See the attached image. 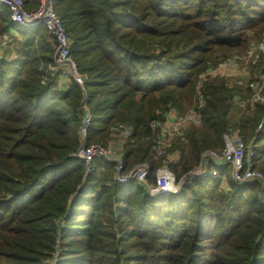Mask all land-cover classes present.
Listing matches in <instances>:
<instances>
[{"label":"trees","instance_id":"16d2710c","mask_svg":"<svg viewBox=\"0 0 264 264\" xmlns=\"http://www.w3.org/2000/svg\"><path fill=\"white\" fill-rule=\"evenodd\" d=\"M55 10L83 86L50 70L56 41L45 27L16 25L0 6V264H264L259 181L211 165L217 175L153 197L135 178L119 183L103 158L85 177L77 156L86 105L87 145L130 129L124 171L148 163L155 184L164 157L153 159L150 123L188 111L199 76L260 38L264 0H56ZM207 78L201 125L168 148L181 155L176 179L232 132L264 176V104L246 115L250 89Z\"/></svg>","mask_w":264,"mask_h":264},{"label":"built area","instance_id":"2783aa9c","mask_svg":"<svg viewBox=\"0 0 264 264\" xmlns=\"http://www.w3.org/2000/svg\"><path fill=\"white\" fill-rule=\"evenodd\" d=\"M38 1V5L32 10L26 8L24 0H0V6H4L8 9L10 21L16 25L22 27L41 25L45 27L56 41V52L54 56L55 67H51L50 70L52 72L59 70L63 78H67L69 75L73 77L79 85L83 86V79L77 71L74 60L70 57L71 41L67 37L63 24L55 10L56 0ZM262 46L263 44L251 49L256 51ZM237 66L236 60H232L226 64V69H237L229 68ZM212 70H218V66ZM211 72V69H208V71L204 73V76L209 75ZM230 75L231 74L228 73L226 76ZM198 93L200 94V92ZM257 101H260V96H258V94H256L251 100L250 105L252 106ZM204 106L203 96L200 94L197 113L192 112L185 116H173L170 113L166 119L167 122H171V125L169 126L166 125V121H163L162 123L152 121L149 125L150 128L159 130V136L157 138L158 142H156L155 146L157 149L154 151V155L160 156L164 153L163 149L165 144L169 143L171 137L181 135V133L190 125H199L200 111ZM91 119L92 116L85 105L84 118L79 131L80 147L77 152V156L84 162L85 177L91 172L92 160L95 158H103L115 164V178L119 183L124 184L130 179L135 178L148 189V192L152 196L176 192L177 185L175 182V176L174 172L171 170V165L176 164L174 157L168 158L167 162L169 164L165 161L167 164L156 171L155 184H150L147 182V177L151 173V168L147 164H137L128 172H125L123 160L124 152L122 150H117L113 146L103 147L101 145H87V129L90 125ZM261 127L262 125H260L258 129ZM116 131L121 133L120 137H122L123 141H127L132 135V131L122 125L118 126ZM252 149V146L246 145L237 133H235L220 152L217 153L213 150L204 152L200 157L201 160L198 166L186 174L187 178L185 180L190 182L195 178L206 177L209 171H211V165L217 167L230 166L234 181L239 183L259 181L261 183L260 195L264 201V176L253 169ZM213 171L216 172V170ZM214 175H217V173H214Z\"/></svg>","mask_w":264,"mask_h":264},{"label":"rangeland","instance_id":"374dc122","mask_svg":"<svg viewBox=\"0 0 264 264\" xmlns=\"http://www.w3.org/2000/svg\"><path fill=\"white\" fill-rule=\"evenodd\" d=\"M252 34H253V32H252ZM253 37H254V39L252 40L251 44L249 45V47H248V49L246 50L245 53L233 54V55L231 54L232 56L229 57L230 59H226V60L220 62V64H218V70H212V69L216 68L217 66L214 67V68H209V69H211L212 72L209 75H207V76H209V78H211L213 80L214 79H219V80L223 79L227 83L228 86H232L233 87V86L237 85V86H241V87L246 88V89H250L252 91L251 97L249 99L243 101L245 103V106L248 107L250 110H252L250 113H247L246 115L251 114L254 111L256 105L264 104V32L262 33L260 38L254 36V35H253ZM7 40H9V39H7ZM261 44H263V46L260 47L258 50L253 51L251 49L253 47L260 46ZM232 60H236V64L238 66L237 67H229V68H237V69H233V70L226 69V64L228 62L232 61ZM228 73L231 74V75L230 76H226ZM207 80H208V78L206 79V76H204V74L199 76V80H198L197 85L195 87V94H194V98H193V104H192V107L188 111H186L184 114H180L175 109H170L168 112H165V114H167L166 115V119H167V116L170 113L173 116H185V115H188V114H190L192 112H196L197 113V106H198V101H199L200 94L203 96L204 105L206 104V100H205L204 94L202 92L201 86H202V82L203 81L205 82ZM198 92H200V94ZM256 94H258V96H260V101L255 102L251 106L250 102H251V100L254 98V96ZM236 101L238 103L243 104V102L239 101L238 99H236ZM234 113L235 112L232 111V114H234ZM166 119L164 121H166ZM260 124L257 126V128H259ZM200 125H201V117H200V124L199 125H190L189 127H192V126L199 127ZM189 127H187L186 129H188ZM186 129L184 130V132L181 133V135H179L181 137H179V136L176 137V135L171 137V140L169 141V143L165 144V147H164L165 150L163 149L164 153L162 155H160V156H156V155L153 154V159L154 160H159L160 158L164 157V160L167 162L168 158H173L174 157L175 160H176V164L173 165V166H175L177 169H180V163H181V155H180V153L178 151H176V149L171 151V152H169L168 148L172 147L174 142L178 141V139L183 138L182 135L185 133ZM261 129H262V127L259 130H261ZM113 134H114V131L112 133V137L110 138L111 142L113 140ZM234 134H235V132H232L231 134L225 135L223 137V141H224V146L223 147L226 146V144L230 141V139L233 137ZM158 136H159V133H158ZM158 136H157V138H158ZM117 138H118L117 146H114V145H112L109 142H108V145H106V146L105 145H101V144H92V145H101L103 147L113 146L117 150H122L124 152V145H125V143L127 141H123L122 137H120L119 135H118ZM155 142H158V140L156 139ZM248 145H250V143ZM120 146H122V147H120ZM156 149L157 148L155 147L154 151ZM161 149H162V147H161ZM185 149L187 150V145L185 146ZM215 152H217V151H215ZM164 160H163V162H161V166L155 170V172H154L155 175H156V173H157L156 171L158 169L162 168L163 166H165V164L168 163V162L166 163ZM200 160H199V162H200ZM145 164H147L150 167V165L148 163H145ZM197 166H195V167H197ZM171 170L174 172L173 169H171ZM212 170H215V168L212 169ZM189 172H187V173H189ZM209 172H210V174L214 175V173H216L217 171L216 172L215 171H213V172L209 171ZM174 176H175V182H176L177 186H178V182L180 180H182L184 178L182 180V183H183L185 181V179L187 178V176L185 174L179 180H177L175 172H174ZM182 183H181V185H182ZM181 185H180V187H181ZM160 195H165V194H159V195H155L153 197H159Z\"/></svg>","mask_w":264,"mask_h":264},{"label":"crops","instance_id":"0c3cea01","mask_svg":"<svg viewBox=\"0 0 264 264\" xmlns=\"http://www.w3.org/2000/svg\"><path fill=\"white\" fill-rule=\"evenodd\" d=\"M2 41H5V39L4 40H2ZM62 80H61V83H63V82H66L65 84L66 85H68L69 84V81L66 79V78H61ZM64 80V81H63ZM166 125L167 126H169V125H171V122H167L166 121ZM118 135L119 136H121V133H119L118 131H116V130H114V134H113V140H112V142H110L112 145H114V146H117V144H118ZM222 187L225 189H227V187H228V185H227V182L224 180L223 181V183H222Z\"/></svg>","mask_w":264,"mask_h":264},{"label":"water","instance_id":"95a60500","mask_svg":"<svg viewBox=\"0 0 264 264\" xmlns=\"http://www.w3.org/2000/svg\"><path fill=\"white\" fill-rule=\"evenodd\" d=\"M183 179H184V178H183ZM183 179H182V180H183ZM182 180H180V181L178 182L177 190L180 189V185H181V183H182ZM177 190H176V191H177Z\"/></svg>","mask_w":264,"mask_h":264}]
</instances>
